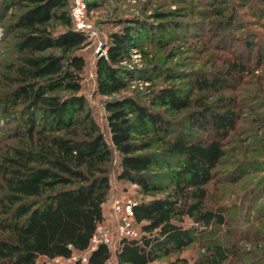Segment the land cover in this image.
<instances>
[{
    "label": "trees",
    "instance_id": "16d2710c",
    "mask_svg": "<svg viewBox=\"0 0 264 264\" xmlns=\"http://www.w3.org/2000/svg\"><path fill=\"white\" fill-rule=\"evenodd\" d=\"M184 1L189 8L199 3ZM6 2L20 3L22 8L11 23L14 58L5 63L0 76L7 87L2 101L17 106L22 120L21 129L11 135L15 141L0 151V264H46L44 258H71L85 249L95 225L103 220L113 151L118 154L116 177L151 195L133 205L139 234L118 239L115 264H147L190 243L195 227L183 224L185 215L201 225L225 223L219 207L206 205V186L223 155V139L237 119L234 107L210 109L202 97H190L188 90L173 83L159 86L143 100L126 91L135 73L148 71L122 63L130 47L140 50L156 29L188 30L189 19L150 22L132 17L109 31L106 57L92 59L93 91L106 96L105 135L80 92L85 59L79 49L87 36L72 27L69 0H1V6ZM85 2L88 11L91 1ZM204 10L218 15L212 23L227 22L221 7L208 1ZM52 19L64 27L51 30ZM220 39L222 44L225 39ZM243 44L250 45L245 39ZM227 63L226 72L241 74L245 69L241 61ZM172 74L170 69L167 75ZM218 82L196 77L190 88L205 91ZM184 108L189 109L191 124L209 130L208 138L169 136L168 115ZM159 150L174 159L170 191L161 196L153 192L165 190L164 186L149 176L160 164ZM235 251V245L211 243L190 264H221ZM110 255L99 242L84 262L77 256L54 264H106Z\"/></svg>",
    "mask_w": 264,
    "mask_h": 264
},
{
    "label": "rangeland",
    "instance_id": "374dc122",
    "mask_svg": "<svg viewBox=\"0 0 264 264\" xmlns=\"http://www.w3.org/2000/svg\"><path fill=\"white\" fill-rule=\"evenodd\" d=\"M88 1L91 5L86 14L93 34L87 36L86 43L79 49L85 59L80 92L103 131L106 113L103 99L106 96L93 91L92 59L96 57L95 51L99 50L100 44L106 47L109 31L117 29L132 17H143L150 22L157 19H189L185 23L190 25L188 30L178 27L175 30L177 33L171 28L167 32L156 29L152 34L154 37L144 41L140 50L130 47L129 57L122 63L135 69L147 68L148 71L147 74L144 71L145 76L135 73L126 91L143 100L159 86L173 83L180 89L188 90L190 97H202L210 109L230 105L237 112L233 129L223 139V155L206 186V205L219 207L225 216V223L201 225L183 216V224L195 227L193 240L147 264H190L203 246L215 242L235 245L236 248L235 255H230L221 264H264V0H194L199 3L190 4L192 10L187 6L188 1L184 0ZM208 1L223 9L228 23H212L218 15L213 10L201 11ZM9 4L6 2L1 6L0 3V76L6 71L5 63L14 58L15 31L11 23L22 8L20 3ZM48 25L53 31L64 27L54 19ZM158 37H161L160 41L156 40ZM221 37L225 39L222 44L219 42ZM244 39L249 41V46L243 44ZM233 59L244 63L245 69L241 74L226 72L227 62ZM170 69L172 77L167 75ZM150 76L151 79L148 78ZM202 76L217 78L220 82L215 84L216 88L205 91L190 88V81ZM6 90V85L0 80V151L6 143L15 141L11 135L16 129H21L22 120L17 106L8 107L2 101L5 100L3 94ZM226 99L229 101L222 104ZM188 110L184 108L168 115L172 121L169 136L208 138L211 135L208 129L202 130L190 123ZM114 153L115 163L112 158L109 181L115 180L118 188L128 191L137 201L149 198L151 195L139 192L132 182L116 177L118 154ZM157 153L160 164L149 172V176L152 181L164 186L165 190L153 192L161 196L170 191L169 171L174 168V159L160 150ZM111 188L102 203V212L108 217ZM44 260L46 264L71 261L62 257ZM106 264L113 262L106 261Z\"/></svg>",
    "mask_w": 264,
    "mask_h": 264
},
{
    "label": "built area",
    "instance_id": "2783aa9c",
    "mask_svg": "<svg viewBox=\"0 0 264 264\" xmlns=\"http://www.w3.org/2000/svg\"><path fill=\"white\" fill-rule=\"evenodd\" d=\"M85 1L86 0H69V16L71 25L74 29L82 31L86 36H90L93 34V30L91 27V21L87 18ZM105 51V45L100 44L99 50L95 51L96 56L102 54L106 57ZM114 152L115 151H113V153ZM112 162L115 163L114 158L112 159ZM115 183V180L109 181V186H112L108 198L109 217L103 214V220L98 222L94 227L88 246L67 259H75L78 256L81 262H84L87 253L94 248L97 243L101 242L111 251V255L106 261L115 264L114 249L118 239L122 236H138L139 225L138 222L135 221L133 214V205L137 200L134 196L128 193V191L118 188Z\"/></svg>",
    "mask_w": 264,
    "mask_h": 264
}]
</instances>
